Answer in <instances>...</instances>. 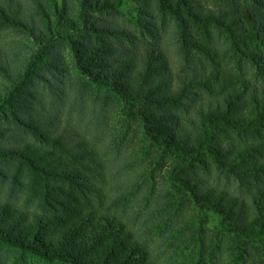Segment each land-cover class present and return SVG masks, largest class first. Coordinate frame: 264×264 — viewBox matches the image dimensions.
<instances>
[{"label": "trees", "instance_id": "obj_1", "mask_svg": "<svg viewBox=\"0 0 264 264\" xmlns=\"http://www.w3.org/2000/svg\"><path fill=\"white\" fill-rule=\"evenodd\" d=\"M5 30L25 53L12 67L0 51V123L31 141L2 147L11 135L0 125V164L27 194L0 198L1 245L48 263L157 264L118 212L126 169L71 123L67 94L96 87L108 92L94 96L101 111L116 104L140 119L147 147L170 160L169 192L217 209L264 255V0H0ZM44 96L54 112L42 119L32 105ZM150 159L155 177L163 164ZM236 250L233 264L245 258Z\"/></svg>", "mask_w": 264, "mask_h": 264}, {"label": "rangeland", "instance_id": "obj_2", "mask_svg": "<svg viewBox=\"0 0 264 264\" xmlns=\"http://www.w3.org/2000/svg\"><path fill=\"white\" fill-rule=\"evenodd\" d=\"M123 6L132 8L135 7V3L125 1ZM18 42H23V39L16 32L12 30L0 32V51L5 53L12 67H18V58L21 53H25L20 46V49H15V43ZM63 56L69 63L66 51L63 52ZM71 76L75 86L86 83L82 77L74 73H71ZM4 83L8 85L0 76V87ZM91 89L92 94L87 98L81 96V99L75 87L67 94L68 103L74 102L73 116L79 119V122L72 119L71 123L81 128V133L88 142L95 143L99 149L104 150L106 159L113 169L119 165L126 169L119 174V183L123 185L125 183L123 191L125 196L122 202H119L118 212L135 231L139 240L148 246L153 254V260L157 264H233L230 261L231 254H236V248L241 247L246 252L245 258L241 259L239 264H261L264 255L259 249V244L248 240L243 234L238 239L225 221V216L217 209L199 206L186 196H177L169 192L166 171L169 170L171 162L166 156L162 158L159 147H147L149 143L142 121L128 116L116 104H112L106 112L101 111L102 102L94 96L98 93L106 95L108 92L96 87ZM77 102L84 104L82 111L76 110ZM52 103L48 96H44L41 105L35 103L32 107L35 113L44 119L53 114ZM0 125L8 126L10 129L8 135H11L9 139L6 137L2 141V147L15 145V139L16 141L18 139V143L23 140L31 141V137L19 129L16 123L2 120ZM147 148L150 156L145 154ZM150 158L163 164L162 169L155 173V177H152L149 171V165L153 163ZM0 169L4 172L3 176L0 174V198L9 199L14 195L19 202L25 199L26 192L20 190L12 180L13 166L5 168L0 164ZM23 180L25 183L28 181L27 178ZM128 181L134 182L127 184ZM221 183L220 188L223 187L225 180ZM227 190L248 201L246 192L237 182L231 183ZM179 202H183V207L179 206ZM28 207L33 208L31 204ZM0 264L59 263H48L31 255L20 257L16 251L0 244Z\"/></svg>", "mask_w": 264, "mask_h": 264}]
</instances>
